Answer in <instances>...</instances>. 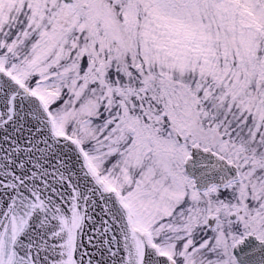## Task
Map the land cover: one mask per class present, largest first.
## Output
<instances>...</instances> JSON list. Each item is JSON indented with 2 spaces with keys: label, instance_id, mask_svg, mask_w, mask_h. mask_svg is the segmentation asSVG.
<instances>
[{
  "label": "snow or ice",
  "instance_id": "1",
  "mask_svg": "<svg viewBox=\"0 0 264 264\" xmlns=\"http://www.w3.org/2000/svg\"><path fill=\"white\" fill-rule=\"evenodd\" d=\"M0 264H264V0H0Z\"/></svg>",
  "mask_w": 264,
  "mask_h": 264
}]
</instances>
